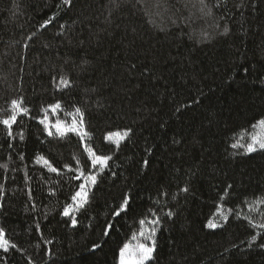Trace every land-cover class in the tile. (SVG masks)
Here are the masks:
<instances>
[{"label":"trees","instance_id":"16d2710c","mask_svg":"<svg viewBox=\"0 0 264 264\" xmlns=\"http://www.w3.org/2000/svg\"><path fill=\"white\" fill-rule=\"evenodd\" d=\"M13 100L0 264H119L148 224L146 264H264V149L239 146L264 120V0H0V120ZM77 109L88 135L58 133Z\"/></svg>","mask_w":264,"mask_h":264},{"label":"snow or ice","instance_id":"6c2138e0","mask_svg":"<svg viewBox=\"0 0 264 264\" xmlns=\"http://www.w3.org/2000/svg\"><path fill=\"white\" fill-rule=\"evenodd\" d=\"M64 3H68L69 0H63ZM137 2L139 3L140 0H137ZM200 4H204V0H199ZM47 23V22H46ZM225 31H227V29H225ZM61 84H63L64 86H67L68 81L61 79L60 81ZM22 102L13 100L11 102V115L7 118V119H3L0 120V124H3L4 126H6L8 129H11V126L13 123L16 122V117L18 114L21 113H27L28 109L23 108L21 106ZM60 105H53L51 106V110L53 112H55L57 109H59ZM76 115L80 117V120L74 121L73 125L70 128H65L62 127V124L60 121H57L55 127L58 133H60L61 135L64 134L65 130L67 131H72V132H76L78 135L81 136V139H83V137L87 136L88 133L83 132L82 131V124H83V120H82V116L80 114V110L77 109L76 110ZM47 121V117L45 116V119L41 120L40 123L45 125L46 130L48 129L49 125L46 123ZM78 124L80 127H78ZM257 126L264 128V120H260L257 122V125H253L254 128H256ZM52 133L49 132V135H51ZM9 135H11V132L9 131ZM122 136H127V132L123 133L122 135L120 133H111L109 134L108 137H106V139L111 140L112 137H119L122 138ZM251 143H249L247 145L246 151L247 152H253L256 150V145H258L261 149H264V137H262L259 134H254L251 137ZM117 146L118 142H117ZM233 147H236V145H233ZM89 155V159L91 160L92 166L96 167L99 166L100 169L102 170L106 165H107V161L110 159V157L108 156H102V155H97L94 151H92L91 148H86L85 149ZM42 159V158H40ZM44 164L48 166L50 171L55 172L56 169L53 168L47 160H44ZM86 181H91L92 184H95L96 182V177L95 176H88L85 177ZM187 189H185L186 191ZM79 198V200H78ZM87 198V190H86V186L85 184H81L80 185V190L77 191L75 193V195H73L72 200L74 203H76L77 207H83L84 203L87 202L86 200ZM128 199L125 198L124 201L122 202L119 210L115 213L116 215H119L121 212L126 211L127 205H128ZM72 206H68L65 208L64 210V215L68 216L69 215V208H71ZM171 215V214H169ZM73 224H75V218L73 217ZM144 221L141 220L140 224L141 226L144 225ZM217 225L212 222L209 221L208 223V227L210 228H215ZM155 229H151L149 235H145V233L142 231L140 233V235L146 239V240H151L152 241V246H148L144 243H138L135 246L130 245V244H125L119 253V264H146L147 261L152 259V253L155 250V240H154V236H155ZM108 232L107 230L105 231V235H107ZM256 239L255 236L252 237V241L254 242ZM15 248L16 245L15 244H11L6 238H5V233L2 229H0V250L7 252L9 250V248ZM261 247H264V245H262Z\"/></svg>","mask_w":264,"mask_h":264},{"label":"rangeland","instance_id":"374dc122","mask_svg":"<svg viewBox=\"0 0 264 264\" xmlns=\"http://www.w3.org/2000/svg\"><path fill=\"white\" fill-rule=\"evenodd\" d=\"M71 126H72V125H69V126H62V127L70 128ZM55 130H56V127H55ZM56 131H57V130H56ZM66 131H67V130H65V132H66ZM254 134H259V135H261L262 137H264V128H261V127H259V126H257L256 128H253L252 131H251L249 134L245 135V136L242 138V141L240 142L239 146L242 147L244 150H246L247 145H248L249 143L252 142V141H251V137H252V135H254ZM115 139L117 140V139H120V138H119V137H115ZM256 148H257V149H261L258 145H256ZM83 184H85V186H86V190H87V192H88V189H89V187H90V185H91V181H86V180H85V182H84ZM78 200H79V198H78ZM71 206H72V207L69 208V214H70V213H73L77 208H79V207H77L76 203H74V202L72 203ZM151 229H153V224L145 225V226L142 227L140 233L143 231V232L145 233V235L147 236V235H149ZM140 233H139L138 235L134 236V237H133V238H132L127 244H130V245L135 246V245L138 244V243H144V244H146V245H148V246H152V241H151V240H146V239H144V238L140 235ZM119 259H120V257H119Z\"/></svg>","mask_w":264,"mask_h":264}]
</instances>
